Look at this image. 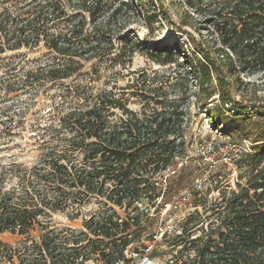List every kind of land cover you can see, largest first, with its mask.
<instances>
[{
    "label": "trees",
    "instance_id": "1",
    "mask_svg": "<svg viewBox=\"0 0 264 264\" xmlns=\"http://www.w3.org/2000/svg\"><path fill=\"white\" fill-rule=\"evenodd\" d=\"M158 1L163 4L162 0ZM206 2L183 0L188 12L208 20L212 42L189 34L195 48L190 56L185 54L179 59L182 60L179 65L189 67L186 73L195 80L194 92L198 91V96L203 97V107L219 96L223 104L238 109L232 102V86L219 57L226 60L231 74L264 71V0ZM18 10L23 12L15 15L9 9L0 10V40L10 50L36 48L43 43L61 57L86 62L113 54L115 40L120 36H111V32L119 29L118 34H123L127 30L129 22L124 16L127 11L140 19L139 5L134 6L131 0H25L16 12ZM153 17L158 16L143 17L149 28H152ZM76 18L70 25V19ZM164 18L171 21L167 14ZM126 49V53L133 54V47ZM162 52L174 57L171 49ZM73 64L70 61L58 68H45L43 79L52 82L71 78ZM178 89L177 82H172L168 89L164 85L149 86L147 93L154 95L146 98L141 112L129 109L123 97L111 91L86 95L81 105L60 120L59 127L52 128L49 135L56 141L40 164L29 172L24 194L19 197L15 189L8 192L0 189V235L29 236L39 224V211L31 208L39 206L63 212L78 202V197L85 202L95 196L120 209L134 208L133 211L138 212L135 206L158 198V188L150 187V177L146 179L143 171L152 176L164 173L175 166L176 158L183 154L187 127H184V114L179 110L180 102L174 99L164 103L171 93L177 94ZM152 103L159 108H152ZM113 110L122 113L116 122L111 121ZM238 112V116L244 115L241 109ZM208 115L212 127L218 124L213 122L215 117L222 118L220 124L229 122L219 108L209 111ZM255 130V143L262 144L254 147L253 154H244L243 160L251 164L247 187L233 193L228 216L217 229V240L208 238L198 248L196 264H264V127ZM149 190L154 193L151 197L146 195ZM16 199L21 205L14 210L11 206ZM101 216L91 217L86 222L89 234H99L113 241L124 240L126 246L129 241L121 235L130 231L131 223L139 225L146 214L141 211L133 217L127 215L121 223L115 215ZM82 242L78 239L73 245ZM197 242L203 240L193 241ZM50 244V236L46 235L38 247L47 258L44 264H48V260L50 264L76 263L77 258L56 254ZM2 251L12 252L7 247Z\"/></svg>",
    "mask_w": 264,
    "mask_h": 264
},
{
    "label": "rangeland",
    "instance_id": "2",
    "mask_svg": "<svg viewBox=\"0 0 264 264\" xmlns=\"http://www.w3.org/2000/svg\"><path fill=\"white\" fill-rule=\"evenodd\" d=\"M131 1L134 6L139 5L140 19L127 11L124 15L129 22L127 30L123 34H118L119 29L111 32V36H120L115 40L116 49L113 54L90 62L61 57L47 49L43 43L36 48L10 50L0 40V50L3 49L0 52V189L3 192L15 189L21 197L29 172L40 164L56 141V138L49 135L52 128L59 127L60 120L71 109L81 105L86 95L104 90L122 96L129 109L141 112L146 98L154 95L147 93L149 86L164 85L168 89L172 82H177V94L171 93L164 103L179 100V110L184 114L186 144L182 156L176 158L174 164L182 163V166L176 177L168 178L165 191L157 183L163 182L166 171L154 176L143 171L146 179L150 177V187L153 185L158 188L156 193L159 197L135 206L138 212H134V208L120 209L95 196L85 202L78 197V202L63 212H52L40 206L31 208L39 211V224L29 236L10 233L0 235V243L12 250L8 253L0 252V264H44L46 256L42 255L38 247L46 235L50 236V246L56 249V254L77 259L85 256V260H90L88 264H95L96 251L112 253L126 246L123 245L124 240H105L107 238L99 234H89L86 222L91 217L97 219L102 214H108L118 217L121 223L127 215L133 217L141 211L146 216L142 217L139 225L130 221L132 228L128 234H124L129 243L145 239L156 230L158 224L166 223L175 228L166 242V259L172 261L169 264H196L194 260L198 248L208 238L217 240V229L228 216L233 193L247 187L251 164L243 160L245 151L251 150L253 154L254 147L262 144L255 143V129L264 127V71L256 74L241 72L239 76L231 74L226 60L219 57L227 81L232 86V102L244 115L238 116L236 113L233 117L228 116L219 96L203 107V97L198 96V91L194 92L195 80L191 74L186 73L189 67L180 66L182 60L179 59L193 53L195 47L188 38L189 34L198 40H211L208 20L188 12L183 0H162L163 4L158 0ZM24 4L25 0H0V10L9 9L12 14L20 15L23 11L16 10ZM165 14L171 18L172 24L164 18ZM145 15L158 16L151 20L152 28L143 21ZM76 20L70 19L69 24ZM4 44L5 48H2ZM128 47L134 48L132 55L126 53ZM170 49L174 57L162 52ZM70 61L74 62L70 70L74 73L71 78L52 82L43 79L46 76L43 69L58 68ZM151 107L159 108L154 103ZM217 108L223 111L229 122L220 124L222 118L215 117L213 122L218 123L217 127H210L208 113L215 112ZM238 109H235L236 112ZM111 113L113 122L122 117L119 110ZM213 137L216 139V158L211 163L200 151L199 145ZM230 144L237 145V149L233 147L228 151L226 148ZM78 157L83 159L81 153ZM227 157L233 158L232 166L228 165ZM196 180L203 182V190L190 205L182 210L165 213V205L172 204L183 192L192 189ZM152 193L149 190L147 197H151ZM12 205L11 208L16 210L21 203L16 199ZM174 231H186L184 243L175 244L177 234ZM78 239L83 242L78 246L73 245ZM193 239H202L203 242L193 243ZM66 240L68 243H65Z\"/></svg>",
    "mask_w": 264,
    "mask_h": 264
},
{
    "label": "built area",
    "instance_id": "3",
    "mask_svg": "<svg viewBox=\"0 0 264 264\" xmlns=\"http://www.w3.org/2000/svg\"><path fill=\"white\" fill-rule=\"evenodd\" d=\"M225 109L228 114V116L233 117L236 115V110L230 105L225 104ZM211 127V125L209 124ZM219 131V129H217ZM216 131V132H217ZM219 134V133H217ZM215 137H213L211 140L203 141L200 146V151L205 155V157L208 161L211 163H214L215 156H216V143H215ZM234 147V148H233ZM233 149H237V145H229L228 148H226L228 151H231ZM245 154H251V150L245 151ZM228 165H233V158L227 157ZM182 166L181 164L172 166L166 170L165 175L163 176V182L157 183L158 186H160L164 191L167 188V182L168 178L176 177L180 168ZM203 190V182L201 180H196L192 189L183 192L180 197H178L172 204H166L165 205V213L176 211V210H182L183 208H187L188 205L197 197L198 193ZM189 211V210H188ZM173 227H169L168 224L160 223L157 225L156 230L150 234L145 239H142L141 241L136 242H130L126 247H121L120 249H117L115 252L109 253V251L105 250H99L96 251L97 256L95 264H169V262H172L169 259H166L165 250L167 249V240L170 238L171 232L174 230ZM186 230V229H185ZM177 235L175 236L176 242L175 244L181 242L184 243V233L186 231H174ZM128 234V233H126ZM124 238H127L125 235H121ZM120 236V237H121ZM130 235H128L129 237ZM104 238V237H102ZM105 239V238H104ZM105 240H112V239H105ZM196 239H193V241ZM199 243V242H197ZM1 251L4 249V246L0 243ZM45 254V253H44ZM112 254V255H110ZM197 255V253H196ZM104 257V258H102ZM196 257V256H195ZM171 258V257H170ZM47 259V258H46ZM168 262H166V260ZM90 263V260H85V256L79 258L76 260L75 264H88ZM35 264V263H33ZM48 264H50V261L48 260ZM59 264H61L59 262ZM184 264V263H182Z\"/></svg>",
    "mask_w": 264,
    "mask_h": 264
}]
</instances>
